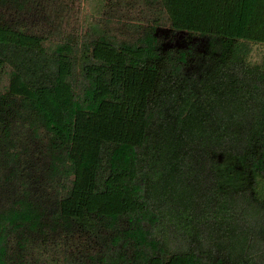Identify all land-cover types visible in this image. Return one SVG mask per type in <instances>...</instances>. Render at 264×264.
<instances>
[{"label": "trees", "instance_id": "1", "mask_svg": "<svg viewBox=\"0 0 264 264\" xmlns=\"http://www.w3.org/2000/svg\"><path fill=\"white\" fill-rule=\"evenodd\" d=\"M253 45L264 0H0V264H264Z\"/></svg>", "mask_w": 264, "mask_h": 264}, {"label": "rangeland", "instance_id": "2", "mask_svg": "<svg viewBox=\"0 0 264 264\" xmlns=\"http://www.w3.org/2000/svg\"><path fill=\"white\" fill-rule=\"evenodd\" d=\"M70 25H73V22H70ZM251 62L259 63L264 60V46L253 45L251 46Z\"/></svg>", "mask_w": 264, "mask_h": 264}]
</instances>
